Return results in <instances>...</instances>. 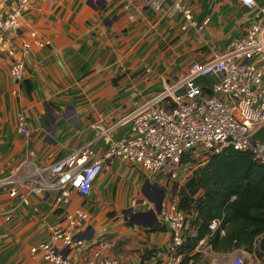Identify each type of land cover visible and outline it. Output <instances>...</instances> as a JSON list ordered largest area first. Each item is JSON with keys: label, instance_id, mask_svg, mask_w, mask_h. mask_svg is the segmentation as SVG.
<instances>
[{"label": "crops", "instance_id": "obj_1", "mask_svg": "<svg viewBox=\"0 0 264 264\" xmlns=\"http://www.w3.org/2000/svg\"><path fill=\"white\" fill-rule=\"evenodd\" d=\"M150 1L31 0L22 28L0 41V178L26 157L31 163L25 168L31 169L87 144L104 152L107 145L97 137L96 123L119 121L192 62L214 57L259 17L241 0H183L193 5L199 22L208 20L201 37L194 28L182 29L183 15L171 12L176 0H164L160 9ZM256 3L264 6V0ZM11 5L12 0H0V13ZM13 59L24 63L20 81L10 71ZM19 111L27 116V132L19 130ZM131 129L124 123L116 136ZM172 180L167 173L150 175L139 164L117 159L97 175L88 196L77 192L68 202L56 191H45L20 203L22 190L12 196L0 187V264H47L32 247L66 227L67 213L77 208L90 213L79 262L91 257L90 246L101 239L104 254L122 264L167 261L171 231L166 225L150 229L161 223L141 200L177 202L183 184ZM191 216L185 233L195 232ZM208 249L222 259L247 251Z\"/></svg>", "mask_w": 264, "mask_h": 264}, {"label": "built area", "instance_id": "obj_2", "mask_svg": "<svg viewBox=\"0 0 264 264\" xmlns=\"http://www.w3.org/2000/svg\"><path fill=\"white\" fill-rule=\"evenodd\" d=\"M248 7L257 9L258 19L247 31L230 41L209 60H196L153 96L134 107L119 121L96 123L97 137H102L107 149L96 153L90 145H84L64 157L46 164L26 165L24 158L14 165L9 173L0 178V187L12 196L20 190V203L31 194L56 191L59 199L68 202L74 193L88 196L93 181L101 170L117 159L129 164H139L150 175L167 173L173 179L179 176V165L185 154L207 158L211 153L233 146L250 151L253 158L264 163V141L254 140L253 133L264 127V6L256 0H241ZM164 0H151L154 9H160ZM31 8V0H12L11 7L0 13V41L7 35L18 32L23 26L25 13ZM171 12H180L184 17L182 29L194 28L205 37L208 20L199 22L192 4L176 0ZM35 34V33H33ZM50 43L49 40L40 42ZM29 47L24 49L25 54ZM9 55L14 56L13 48ZM11 74L20 81L25 75L22 59H13ZM19 130L28 131V119L23 111L17 113ZM131 123V133L117 137V128ZM34 151L30 152V156ZM147 211L157 213L159 222L166 225L172 234L166 247L168 260L144 264H181L184 254L178 248L185 241L188 213L177 202L161 200L158 205L142 199ZM9 212V211H8ZM67 225L52 231L49 241L32 247L41 252L47 264H122L118 258L104 254L105 240L90 246L91 257L81 262L76 257L85 248L84 233L90 213L77 208L66 215ZM221 219L212 220L213 230L220 226ZM210 248L203 238L196 253ZM238 258L234 264H242ZM188 264H195L190 260Z\"/></svg>", "mask_w": 264, "mask_h": 264}, {"label": "trees", "instance_id": "obj_3", "mask_svg": "<svg viewBox=\"0 0 264 264\" xmlns=\"http://www.w3.org/2000/svg\"><path fill=\"white\" fill-rule=\"evenodd\" d=\"M182 163H194L192 154H185ZM177 205L192 215L195 230L185 233L178 248L184 254L181 264L196 262L199 254L194 251L203 238L216 252L243 248L264 256V163L250 151L228 146L211 153L180 187ZM214 219H221L215 230L210 226ZM164 228L163 224L150 225L151 230Z\"/></svg>", "mask_w": 264, "mask_h": 264}, {"label": "rangeland", "instance_id": "obj_4", "mask_svg": "<svg viewBox=\"0 0 264 264\" xmlns=\"http://www.w3.org/2000/svg\"><path fill=\"white\" fill-rule=\"evenodd\" d=\"M194 163L191 164H180L179 165V176L173 179L172 181H179L183 185L188 181L190 176L193 174L195 168L199 165L203 164L207 158H202L200 155L196 156L192 154ZM238 258L242 259V264H264V256L258 257L257 255L251 252H243L238 250L229 255H223V259L215 254L213 251L208 248L204 249L202 255L198 257L196 264H217V263H225V264H234V261Z\"/></svg>", "mask_w": 264, "mask_h": 264}, {"label": "water", "instance_id": "obj_5", "mask_svg": "<svg viewBox=\"0 0 264 264\" xmlns=\"http://www.w3.org/2000/svg\"><path fill=\"white\" fill-rule=\"evenodd\" d=\"M252 138L254 140H262V141H264V127H261L258 130H256L253 133Z\"/></svg>", "mask_w": 264, "mask_h": 264}]
</instances>
